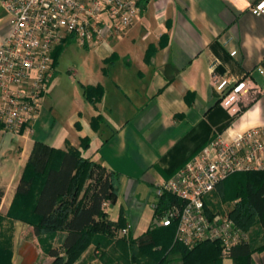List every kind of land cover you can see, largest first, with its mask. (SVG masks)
I'll return each mask as SVG.
<instances>
[{
    "label": "crops",
    "instance_id": "0c3cea01",
    "mask_svg": "<svg viewBox=\"0 0 264 264\" xmlns=\"http://www.w3.org/2000/svg\"><path fill=\"white\" fill-rule=\"evenodd\" d=\"M258 1L149 0L125 32L86 48L106 70L101 69L99 78L90 75L86 83L103 87L95 104L83 98L88 118L79 111L65 122L52 121L41 106L30 132L14 134L0 126V230L11 238V264L52 261L38 239L28 233L27 223L6 216L34 141L64 149L66 141L79 147L80 139L88 137L89 147L83 155L118 172L119 186L126 181V226L130 236L137 238L142 235L135 236V229L144 206L156 202V185L170 178L207 139L214 138L225 122L230 120L217 134L264 125V74L257 70L264 68V13H251ZM7 29L6 18L0 37ZM112 54L117 58L104 62ZM221 78L230 83L245 79L249 84L238 102L239 110L244 107L238 115L219 101L213 82ZM98 114L103 122L95 130L90 119ZM111 205L106 211L115 221L119 211L111 217ZM151 208L148 227L155 221ZM251 235L248 238L254 245L264 243V232ZM63 236L58 232L51 246H59ZM92 247L75 264L93 262L86 258ZM252 263L264 264V250L252 254ZM221 264L233 261L221 257Z\"/></svg>",
    "mask_w": 264,
    "mask_h": 264
},
{
    "label": "built area",
    "instance_id": "2783aa9c",
    "mask_svg": "<svg viewBox=\"0 0 264 264\" xmlns=\"http://www.w3.org/2000/svg\"><path fill=\"white\" fill-rule=\"evenodd\" d=\"M140 0H0L8 29L0 37V126L14 134L30 132L54 76L53 53L65 40L93 48L130 27L139 18ZM251 13H264V0ZM232 55L236 51L231 52ZM264 74V68H257ZM223 94L221 104L237 113L242 94L249 90L245 79L213 82ZM264 170V125L243 132L217 134L189 158L170 178L159 182L155 195L168 192L179 198L156 225L176 219L175 239L188 248L201 241H216L221 257L230 258L233 246L247 239L246 231L228 216H208L204 200L218 183L239 171ZM109 201L102 206L107 209ZM156 207V202L152 204ZM128 235V226L121 230Z\"/></svg>",
    "mask_w": 264,
    "mask_h": 264
},
{
    "label": "trees",
    "instance_id": "16d2710c",
    "mask_svg": "<svg viewBox=\"0 0 264 264\" xmlns=\"http://www.w3.org/2000/svg\"><path fill=\"white\" fill-rule=\"evenodd\" d=\"M148 1L140 0L141 10ZM71 41L65 40L56 47L53 53L55 65L59 52ZM116 58V54H112L104 62L111 63ZM103 72H106L105 68ZM81 86L86 101L95 104L101 99L103 87L100 84ZM222 95L219 94V101ZM102 122L103 117L98 114L91 117L90 126L97 130ZM229 124L230 120L216 134ZM89 143L88 137H82L79 147L66 141L65 148L58 149L34 141L6 213L9 218L28 224L41 248L52 258L50 264H72L91 243L100 246L109 242L99 236L100 233L111 235L113 228L120 229L127 225L122 208L117 220L113 221L108 219L107 211L102 206L104 201L115 202L120 174L84 156L83 151L89 147ZM2 196L3 190L0 189V200ZM231 201L234 203L222 214L221 203ZM181 203L179 198L163 192L156 197L153 218L162 217L169 207L180 206ZM204 204L208 216H228L244 231L256 226L259 232H264V170L232 173L218 183L212 194L205 198ZM176 225V219L167 226L153 222L140 236L146 238L144 242L136 244L140 237L134 238L128 233L127 238H119L113 246L118 243L120 248L128 250L124 264H221L218 242L206 240L188 248L175 239ZM58 232L64 233L63 239L59 246L52 247L50 242ZM250 238L231 248L229 257L233 264H253L252 254L264 250V243L256 246ZM11 257V238L0 230V264H11ZM107 264L116 263L110 259Z\"/></svg>",
    "mask_w": 264,
    "mask_h": 264
},
{
    "label": "rangeland",
    "instance_id": "374dc122",
    "mask_svg": "<svg viewBox=\"0 0 264 264\" xmlns=\"http://www.w3.org/2000/svg\"><path fill=\"white\" fill-rule=\"evenodd\" d=\"M6 18L7 14L0 4V26L6 22ZM128 28H126L123 32H125ZM118 35H115V37ZM101 69L103 70V68L101 67V62L98 61L92 50L81 47L75 41L67 43L58 54L54 77L49 84L46 98L42 102V107L44 108V111L48 113V117H50L52 121L55 119L56 121L65 122L66 120L78 114L79 111H81L80 114L83 116V118H88V105H83L84 97L82 95L81 85H87L86 83L91 79L90 75H92L94 78L95 76L99 78L100 75L98 74H100ZM125 183L126 181L124 180V182L119 186L117 196L118 198H116L118 199L117 202L115 204L112 203V205L108 209L109 215L111 217L117 216L118 211L120 210V205L122 206L123 210L128 209L126 204L127 195L125 193ZM216 192L217 191H215V193ZM154 196L155 195H153V197ZM153 197L150 198L151 201ZM130 200H132L131 196ZM233 203V201L222 202V214L226 212L228 207H230L229 205H232ZM151 205V202H147L146 206H144L145 210L143 212V216L136 226L135 236L144 234L147 231L149 221H151L152 219ZM216 210H218V208H216ZM123 228H113V230L111 231V235H105L102 233L99 234V236H102L104 239L109 240V242H107L106 244H101L100 246H96V244L94 243L90 244L93 247L90 249V251H88L86 255L87 259L90 257L92 258L93 262H91L90 259V264H107V260L110 259L111 262H115L116 264H124V258L128 250L120 248L118 243L117 246H113L114 244H116V240H118L119 238H127L126 235L121 234V230ZM28 233H30V235L32 236L31 231H29ZM246 233L248 238L252 236L251 234H253V236H258L261 232H259L258 227L254 226L250 230V233L248 231H246ZM140 238L136 241V244H140L146 240V238L144 237H142L141 239ZM126 248L128 249V247ZM83 252L81 253V255L83 254ZM81 255L72 264H75L81 257ZM82 260L83 261L81 262H84V259ZM172 264H178V262H173Z\"/></svg>",
    "mask_w": 264,
    "mask_h": 264
}]
</instances>
